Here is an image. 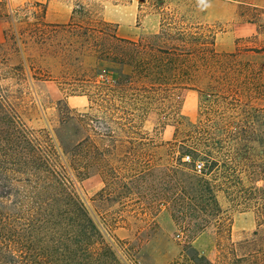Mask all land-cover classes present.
Returning <instances> with one entry per match:
<instances>
[{"label": "rangeland", "instance_id": "374dc122", "mask_svg": "<svg viewBox=\"0 0 264 264\" xmlns=\"http://www.w3.org/2000/svg\"><path fill=\"white\" fill-rule=\"evenodd\" d=\"M247 1L257 0H0V89L31 129L77 152L76 194L120 264H195L198 254L216 250L208 232L188 242L160 190L162 180L171 181L166 171L174 159L213 170H205V154L182 145L221 142L225 132L215 87L206 82L204 94L191 87L159 95L144 88L143 79L131 86L133 68L109 59L123 56L112 36L139 42L159 33L165 20L210 27L219 52H235L259 72L261 85L245 71L235 86L247 113L234 115L233 132L264 135V13L238 3ZM251 21L258 24L254 37L247 36ZM69 115L77 120L66 123ZM214 146L221 153V145ZM207 177L221 185V168ZM256 184L264 191L263 181ZM216 196L233 240L250 236L255 213L221 190ZM192 217L195 226L198 216ZM207 228L213 232V222Z\"/></svg>", "mask_w": 264, "mask_h": 264}, {"label": "trees", "instance_id": "16d2710c", "mask_svg": "<svg viewBox=\"0 0 264 264\" xmlns=\"http://www.w3.org/2000/svg\"><path fill=\"white\" fill-rule=\"evenodd\" d=\"M253 8L264 13L263 8ZM216 37L210 27L165 20L159 33L139 42L112 36L123 56L109 59L133 68L128 84L143 79V87L155 88L159 95L191 87L204 94L200 87L206 82L215 87L225 132L221 142L202 138L182 145L183 151L205 154V170L208 165L213 170L191 169L173 158L166 171L172 174L171 181L162 180L160 197L172 202L173 219L190 244L204 232L213 235L216 250L198 254L195 264H264V191L256 184L264 182V135L233 132L234 115L240 110V115L247 113L235 86L245 71L258 86L259 72L252 63L240 61L237 53L219 52ZM9 103L0 89V129L4 130L0 134V264H120L104 231L76 194L77 152L63 147L62 139L51 133L31 129ZM84 117L88 123L89 116ZM70 120L77 119L69 115L65 122ZM214 143L221 145V153ZM220 168L221 185L220 179L207 177ZM246 178L254 180L253 185L247 186ZM220 190L236 206L255 213V230L239 242L222 218L216 196ZM175 192L179 198L170 197ZM192 216H198L195 226ZM210 222L213 232L207 228Z\"/></svg>", "mask_w": 264, "mask_h": 264}, {"label": "crops", "instance_id": "0c3cea01", "mask_svg": "<svg viewBox=\"0 0 264 264\" xmlns=\"http://www.w3.org/2000/svg\"><path fill=\"white\" fill-rule=\"evenodd\" d=\"M238 3H241V5L242 4L247 5L244 2H238ZM250 3H251V5H253L256 8H263L264 9V0H257V1H252V2L250 1ZM247 27L251 31L250 34L247 35L248 37H254V36H257L259 34V32H258V24L255 21H251V22L247 23Z\"/></svg>", "mask_w": 264, "mask_h": 264}, {"label": "built area", "instance_id": "2783aa9c", "mask_svg": "<svg viewBox=\"0 0 264 264\" xmlns=\"http://www.w3.org/2000/svg\"><path fill=\"white\" fill-rule=\"evenodd\" d=\"M187 161H191L189 157L187 158ZM196 169L201 171L203 169V164L200 162H197L196 163Z\"/></svg>", "mask_w": 264, "mask_h": 264}]
</instances>
